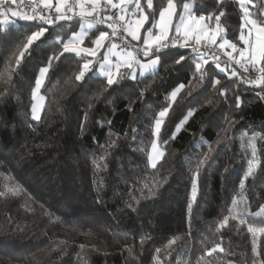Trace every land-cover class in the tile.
Wrapping results in <instances>:
<instances>
[{
    "label": "trees",
    "instance_id": "1",
    "mask_svg": "<svg viewBox=\"0 0 264 264\" xmlns=\"http://www.w3.org/2000/svg\"><path fill=\"white\" fill-rule=\"evenodd\" d=\"M174 1L180 11L188 0ZM194 3L201 13L216 11L213 0ZM224 10L220 24L229 38L238 36V4L228 0ZM82 22L89 23L74 18L51 27L19 69L13 54L35 22L12 18L0 26V264H252L249 226L264 257V85L229 79L214 65L201 85L192 60L174 62L194 54L175 47L159 54L155 71L106 88L97 61L76 81L83 61L66 53L50 68L43 114L32 120L39 67ZM84 29L86 47L105 31ZM212 76L221 79L215 89ZM165 109L163 158L151 168L153 127ZM254 137L257 155L246 176ZM217 244L225 251L209 256Z\"/></svg>",
    "mask_w": 264,
    "mask_h": 264
},
{
    "label": "snow or ice",
    "instance_id": "2",
    "mask_svg": "<svg viewBox=\"0 0 264 264\" xmlns=\"http://www.w3.org/2000/svg\"><path fill=\"white\" fill-rule=\"evenodd\" d=\"M232 2L239 6L240 23L239 35L231 38L220 25L221 18L226 16L224 8L228 0H213L211 7L218 11V14H216V11L201 13L188 3H183L181 10L178 12V5L174 0H166V4H161L159 8L154 7L153 0H145L144 5H142L141 0H55V4H53V0H39V4L33 7L31 14H29L11 7L13 3H16V0H0V8L8 4L7 8L0 10V17H4V19L0 20V26L9 24L7 19L9 14L24 21L35 22L34 30H31L26 35L13 54L17 69L21 66L22 61L26 59V54L30 55L34 51L33 45L39 48L44 43L47 39L46 33L49 32L51 27L60 24V22L70 23L74 18H79L81 21H87L88 18H91L96 23L106 24L108 28L112 29V36H116L118 28H122L126 36L131 37L132 41H142V46L138 44L135 51L141 53L144 58H150L147 63H141L130 51L127 56L120 58V62L114 64L108 55H104V62L99 65V76L106 79V88H111L114 85L118 86L125 76L130 77L132 80L136 79L135 71L122 73L121 68L132 70L139 66L142 70L141 74H143L144 70L156 69L157 65L161 63L159 54L166 49L177 46L189 48L194 55L189 57L178 55L174 62L180 64L186 59L192 60L195 67L194 76L199 74V84L201 85L205 78L209 76L211 67L214 65L215 69L220 73H224L229 79L238 77L240 83L261 87L264 85V0H232ZM39 5H42L43 8L37 11ZM249 5L252 7L250 8ZM145 6L149 10L148 14H145ZM114 9L118 11L113 12L112 10ZM126 17L130 18L126 19ZM213 19L216 23L215 28L206 22ZM117 21L120 23H116ZM11 23L14 24L15 21H11ZM145 24H149V27L145 28ZM89 27H91V24H89ZM142 30L144 31L143 36H141ZM84 36V33H73L70 38L57 40L59 47L48 57L47 66H40L38 69L35 88L31 93L33 101H37L38 92L50 68L54 66V62H59L66 53L75 54V56L81 57L83 61L82 67L79 69L78 74L75 75L76 81H84L86 74L94 71L93 60H85L83 58H95L98 51L104 47V42L109 39V33L100 31L93 41L94 48L82 46L84 44ZM202 42L204 43L202 44ZM238 44L240 45L239 47ZM117 47L116 43H112L107 52L112 53ZM229 49L231 51H228ZM219 50H224L227 60L221 61V57L218 54ZM233 53L236 55H233ZM210 61L212 64H210ZM205 65H209V72L203 71V66ZM233 65L243 69L245 73L252 71L256 72L257 75L240 77ZM117 75L120 76V79L116 78ZM210 83L211 87L215 89L216 86L221 85V79L212 76ZM183 87L184 85L181 84L176 90L171 92V101L176 100L178 92ZM229 87V85H224V91L221 92V95H224ZM39 99L42 100L43 97H39ZM235 106L237 108L241 106L240 95L235 97ZM39 107H42V105L35 102L32 104V120H40L38 115ZM167 114V109L159 112V118L155 120V135L159 134L163 118ZM192 115L193 111H188L187 116ZM229 127H231V124H229ZM133 132H135V129H133ZM151 147L155 153V158L163 155L155 141L152 142ZM251 147L253 159L248 160L246 176L252 173L254 158L257 155L255 137L251 142ZM204 158H207L206 155ZM149 161H152V168H156L153 156H149ZM240 187L243 188L244 184L241 183ZM197 188V179L193 178L191 184L193 199L196 198ZM2 195L4 193L0 192V196ZM235 203L236 201H233V204ZM189 207H191L190 204ZM227 221L228 217H225L223 223L227 224ZM241 222L243 223L244 221L242 220ZM257 231L251 226L248 227V232L253 234L254 241L252 264H264V257L261 256L255 244V233ZM259 231L264 232V228L259 229ZM217 250L220 252L225 251L224 248L217 244L207 254L210 256ZM157 252H159V249H157Z\"/></svg>",
    "mask_w": 264,
    "mask_h": 264
},
{
    "label": "rangeland",
    "instance_id": "3",
    "mask_svg": "<svg viewBox=\"0 0 264 264\" xmlns=\"http://www.w3.org/2000/svg\"><path fill=\"white\" fill-rule=\"evenodd\" d=\"M18 1L19 0H16V3H13L12 5H11V7L13 8V9H16V10H18V11H22V10H20L19 8H18V5H17V3H18ZM39 1V0H38ZM175 2V1H174ZM185 3H188L190 6H192L193 8H194V6H195V3H194V0H188L187 2H185ZM53 4H55V0H53ZM250 6V5H249ZM8 7V4H5V5H3L2 6V8H0V10H2L3 8H7ZM177 11L179 12V10H178V8H177ZM24 12V11H23ZM146 14V13H145ZM9 18H18V17H15V16H11L10 14L7 16V19L9 20ZM2 19H4V17H0V20H2ZM207 23H209L213 28H215L216 27V23H215V20H212V21H206ZM89 24H91V23H87V22H82L81 23V31L80 32H78L77 34H80V33H84L85 34V36H84V40H85V37H86V35H87V31L84 29V27L85 28H87V29H89V30H91V29H94V25L93 24H91V27H89ZM221 25V24H220ZM222 26V25H221ZM223 27V26H222ZM145 28H148L147 26H146V24H145ZM223 29H224V31H225V33H226V29L223 27ZM125 35H126V33H125ZM144 35V31L142 30L141 31V36H143ZM127 39L129 40V41H131L132 43H134V44H139V45H142V41L141 42H137V41H132L131 40V37H127ZM106 42V41H105ZM104 42V47H102L99 51H98V54H97V56L95 57V58H93V57H87L86 59H92L93 60V63L94 62H98V65H97V71H96V74L97 75H99V65L100 64H102L104 61H103V57H104V55H108L109 56V59L115 64V63H117V62H120V58H122V57H125V56H127V53L128 52H133V55H135L136 57H137V59H139L140 61H141V63H147L148 62V59H150V58H144V57H139V55H137L133 50H126V49H123V48H121L118 44V47L112 52V53H108L107 52V49L109 48V47H111V44L112 43H110V44H106ZM218 43H219V40H218ZM83 47H86L84 44L82 45ZM240 45L238 44V47H239ZM95 47V45H94V43H93V46H92V48H94ZM224 51V50H223ZM228 51H231L230 49L228 50ZM233 55H236L235 53H233ZM99 58V59H98ZM233 67H234V65H233ZM157 68H158V65H157ZM156 68V69H157ZM156 69H148V70H144L143 71V74H141V72H142V70L139 68V66H136L134 69H132V70H130V69H127V68H121V72L122 73H125V72H129V71H135V73H136V78H138V77H144V76H146L147 74H149L150 72H153V71H155ZM47 77V76H46ZM46 77H45V79H44V82H45V80H46ZM120 76L119 75H117L116 76V78L118 79ZM44 82H43V84H44ZM43 84H42V86H43ZM42 86H41V88H40V90H39V92H38V99H37V101H33V103L35 102V103H38L39 105H42V107H39L38 108V115L40 116V118H41V116H42V114H43V111H44V107H45V104H46V97H45V95L42 93ZM39 97H43V99L42 100H40L39 99ZM32 103V104H33ZM167 111H168V109H167ZM168 115V114H167ZM166 115V116H167ZM166 116L163 118V123H162V125H161V129H160V132H161V130H162V127H163V124H164V119L166 118ZM158 118H159V115H158ZM160 132H159V134L158 135H155L154 133H155V123H154V127H153V141H155L156 143H157V146H158V148H159V150L160 151H162L163 152V150H162V148L160 147V145H159V136H160ZM152 141V142H153ZM153 156L154 157V162L156 163V166L158 165V163L161 161V159L163 158V155L161 156V157H159V158H155V153L153 152V150H152V147L150 148V152H149V156ZM149 162V166L152 168V166H151V163H152V161H148Z\"/></svg>",
    "mask_w": 264,
    "mask_h": 264
},
{
    "label": "built area",
    "instance_id": "4",
    "mask_svg": "<svg viewBox=\"0 0 264 264\" xmlns=\"http://www.w3.org/2000/svg\"><path fill=\"white\" fill-rule=\"evenodd\" d=\"M39 4V1L37 0H19L18 1V8L19 9H23L29 13H31V10L33 7H36L37 5ZM43 8L42 5H39V7L37 8V11H40L41 9ZM113 12L115 11H118V10H112ZM54 15V13H52ZM130 17H126V19H128ZM89 23L95 25V26H99V27H103L105 29V31H107L109 33V39L106 40V42H109V43H116L118 44L121 48L123 49H126V50H133L137 55L143 57V55L141 53H138L135 51L136 47L138 46V44H134L132 42H130L126 36H125V33L123 32V29L122 28H118L117 30V35L116 36H112L111 33H112V29L108 28L106 24H98L96 23L94 20H92L91 18H88L87 20ZM116 23H120L119 21H117ZM122 37H124L122 39ZM191 43V41H190ZM204 42H202L203 44ZM139 46H142V45H139ZM179 47V46H177ZM180 48V47H179ZM184 49H189V48H184ZM167 50V49H166ZM165 51V50H164ZM210 51V50H209ZM221 57V61H224V60H227V56L224 55V51L223 50H219V53H218ZM234 67L237 69V72H238V75L240 77L242 76H256L257 73L256 72H248V73H245L243 71V69L239 68L238 66H235Z\"/></svg>",
    "mask_w": 264,
    "mask_h": 264
},
{
    "label": "crops",
    "instance_id": "5",
    "mask_svg": "<svg viewBox=\"0 0 264 264\" xmlns=\"http://www.w3.org/2000/svg\"><path fill=\"white\" fill-rule=\"evenodd\" d=\"M12 20V18H9V21Z\"/></svg>",
    "mask_w": 264,
    "mask_h": 264
}]
</instances>
